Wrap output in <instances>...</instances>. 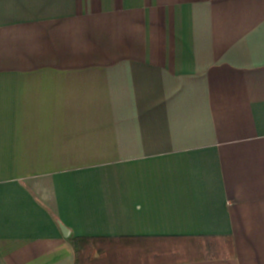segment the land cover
I'll return each mask as SVG.
<instances>
[{"label": "crops", "instance_id": "1", "mask_svg": "<svg viewBox=\"0 0 264 264\" xmlns=\"http://www.w3.org/2000/svg\"><path fill=\"white\" fill-rule=\"evenodd\" d=\"M179 236L264 264V0H0V264Z\"/></svg>", "mask_w": 264, "mask_h": 264}, {"label": "trees", "instance_id": "2", "mask_svg": "<svg viewBox=\"0 0 264 264\" xmlns=\"http://www.w3.org/2000/svg\"><path fill=\"white\" fill-rule=\"evenodd\" d=\"M74 245L76 264H176L227 259L236 253L232 236L77 237Z\"/></svg>", "mask_w": 264, "mask_h": 264}, {"label": "water", "instance_id": "3", "mask_svg": "<svg viewBox=\"0 0 264 264\" xmlns=\"http://www.w3.org/2000/svg\"><path fill=\"white\" fill-rule=\"evenodd\" d=\"M61 228H62V230H63L65 236H68L69 233H68L67 228H66L64 225H61Z\"/></svg>", "mask_w": 264, "mask_h": 264}]
</instances>
